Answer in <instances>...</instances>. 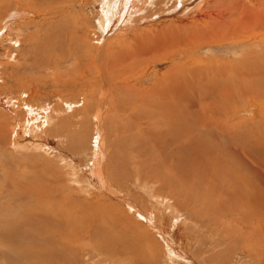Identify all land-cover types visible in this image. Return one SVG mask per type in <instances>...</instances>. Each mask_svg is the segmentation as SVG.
I'll return each instance as SVG.
<instances>
[{"label": "rangeland", "instance_id": "obj_1", "mask_svg": "<svg viewBox=\"0 0 264 264\" xmlns=\"http://www.w3.org/2000/svg\"><path fill=\"white\" fill-rule=\"evenodd\" d=\"M117 1L118 7L115 12L110 11L106 6L107 0H0V127L6 129L9 134V140L4 144L0 143V183H3L4 190L8 191L10 187L6 178L8 170H17L20 174L32 178L34 170L40 169L39 162L56 163L59 166L58 177L63 181V188L74 194L71 197L78 206H84L76 211V215L86 207L91 209L95 203H102L100 207L104 206V209L102 208L99 217L97 215L95 217V228L102 232L99 223L98 227L96 226L97 219L102 221L104 227L106 226L103 232L109 237V245L113 247L108 256L106 248L94 242L96 239L93 232L89 233L91 234L89 241L85 236L83 238L77 233H69V236H64L63 240L64 243L65 240L69 243L73 239V247L71 243L61 246L55 243V248L52 250L53 242H48L47 238L49 234L54 233V230L45 229V226L40 228V221L48 220L49 216L46 214L52 216L44 208V202L26 193L19 199L21 205L17 204L16 200L11 203L10 210L5 212L3 209L8 204L9 195L4 194L0 195V214H2L0 216H3L0 219V228L4 232L9 230L12 246L8 249L5 240L2 239L0 264H37V259L31 258V255L45 256L46 251L48 253L56 251L53 264H78V262L85 264L92 260L101 261L110 257L115 264H137L134 254L123 255L121 252L122 242L126 243L128 237L127 229L132 237L138 234L139 239L150 235L151 238L139 244L142 254L144 250H150L148 247L151 244L154 247L153 253L152 250L149 251L148 264H218L212 259V255L218 252L219 248L229 246L226 235L230 233L224 228L229 231L226 226L229 223L233 225L232 218L218 220L214 216H207L202 213L200 205L184 202V199L177 197L171 189L165 190L160 177L154 176L148 168L146 172L144 167L146 155H140L125 146L129 138L128 134L135 129L127 125L128 122L130 124L140 121L136 114L137 102L148 97L155 100V94L150 90L166 76L169 70H181L179 67L182 66L202 67V69H205L204 66H218L233 72L231 70H238L239 67L251 70L256 77L254 82H246L245 77H236L234 74L235 78L225 76L226 79L215 81L214 84L209 83L210 93L215 89L216 94H209L208 100L203 101L200 98L202 104L206 103L204 108L196 89H199L198 83L188 84L184 90L181 88L185 101L190 100L191 103H187L191 105L190 108L187 105V122L189 120L188 124L191 125L195 122V128L206 130L207 127L204 128L200 122L205 115L217 118L211 116L214 111L224 114L229 112L234 120L232 126L236 125L237 130L241 127L239 131L243 133L253 131L256 136L264 135V131H260L264 127V123H261L264 120V71L261 70V59L264 58V35H258L257 32L244 33V27L248 22L260 12H264V0ZM242 18H247V24L235 26L236 21ZM102 20L117 21L113 30L109 32L108 29L106 31L102 28ZM231 22L233 28L230 29L228 24ZM219 25H223L227 33L215 32L214 35V26L217 28ZM61 26L65 29L62 37L63 45H67L69 49L66 48V51L60 49L59 53L52 55L37 53L35 51L37 44L50 32L60 30ZM191 27L210 29L213 34L210 37L215 36V39L206 37L182 50L167 51L161 47L159 51H152L142 58L143 62L139 63L140 66L137 67L136 64L131 71L127 69L120 79L114 78L106 66L104 68L109 84L106 82L99 67L126 47L130 50L135 39L144 34L155 36L153 44L155 46L172 39L171 35L182 34V38L187 36ZM231 34L239 38L227 39L226 36L229 37ZM82 51L86 52V57H81V54H84ZM164 51H167L166 56L161 54ZM133 59L126 58L123 60L126 65H116V67L126 68L129 64H134ZM252 60L256 64L245 63ZM121 86L122 89L118 91L117 88ZM126 93L130 94L126 95ZM118 105H121L124 111ZM197 106L202 108V111ZM201 112L203 117L199 114ZM194 117H200L198 118L200 121H190L195 120ZM151 126L156 131L163 128L162 123L156 120H151ZM167 128L175 130L171 126ZM213 132H215L213 138H217L216 142L219 140L217 144L220 140L228 142L229 135L218 136V133L226 132L224 126L214 128ZM12 135H16V143L26 135L27 142L33 145L32 148L30 145V150L26 149L22 152L14 149L15 146L10 139ZM122 139L128 168H121L117 161L122 149V145L119 146L122 142H119ZM207 139L208 137L204 136L202 141L206 142ZM262 142L250 136L241 146V151L251 157L254 162L253 167L256 164L261 167L258 171L264 176ZM163 147L161 143L155 145L157 155ZM183 147L186 149L185 146ZM168 149L171 153L175 151L185 157L190 154L183 151L180 142L169 144ZM97 157L101 162L96 163ZM40 159L41 161H38ZM147 162L152 166L155 164L151 159H147ZM97 170L103 172L102 175L111 183L112 193L99 190L100 179L96 177ZM142 175L145 178H142ZM26 205L34 206L33 211H28V215H33L31 221L34 223L23 228L20 225L24 221L22 218H25V221L29 219L25 216L21 217ZM125 213L126 219L120 217ZM49 219L51 221L50 217ZM122 220L124 222L127 220L126 227ZM217 221L219 225L216 224ZM19 226L23 229L15 231ZM219 226L223 227L225 237L222 247H218V240L221 233L223 234ZM123 228L125 233L122 232ZM24 229H27L29 243L22 253L21 249H18L22 248L18 247V240L21 241L20 237L25 232ZM213 237L217 239L214 240ZM118 240L121 242L119 243ZM131 250L138 252L135 246ZM237 252L243 254V251ZM141 256L138 261L141 260ZM73 257H76L75 261ZM238 257L236 259L234 255L231 256L225 264H233L235 259V264L239 263L243 256ZM249 264H259V261L255 260Z\"/></svg>", "mask_w": 264, "mask_h": 264}, {"label": "bare ground", "instance_id": "obj_2", "mask_svg": "<svg viewBox=\"0 0 264 264\" xmlns=\"http://www.w3.org/2000/svg\"><path fill=\"white\" fill-rule=\"evenodd\" d=\"M106 6L110 9V11H115V12H116V7H118L115 0H107ZM120 15L123 16V14H120ZM247 16L249 17V15ZM116 21L117 20L115 21L102 20L101 22L102 28L105 29L106 31L108 29V31L110 32L115 27ZM246 24H247V18L246 19L242 18L241 20L236 21L235 26L239 27V26H244ZM228 26L230 29L233 28L232 22L228 24ZM244 28H245V31H244L245 34L247 33L255 34L257 32L258 35L260 34L264 35V12H260L258 16H254L253 19L250 20L247 26H245ZM213 31L215 35L216 34L215 32L224 33L227 31V29H225L223 25H219V27L217 28L216 26H214ZM64 32H65V29L62 26L60 27V30L58 29L56 31L50 32L49 34H47V36L44 37V40L42 42L37 44L35 51L39 54L43 52V54L48 53L50 55L59 53L60 49L66 51V48L69 49V47L67 45L65 46L63 45L64 42H63L62 37L64 35ZM233 34H231V36L229 35V37H227L228 36L227 35L226 38L227 39L239 38L235 35L233 36ZM212 35L213 34H212V31H210V29L203 30L202 28H199V27L198 28L191 27V30L189 31L187 36L184 35L185 37L182 38L181 37L182 34L181 35L180 34L171 35L172 39L163 41L162 43L154 46L153 44H154L155 36L144 34L141 37L135 39V42H133L134 44L132 43L133 46L130 47V50L129 48L126 47L125 50L114 54L111 60L109 59L107 62L105 60L106 63H103L104 65L102 67H99L96 63L95 64L97 67H99L102 75L105 76L106 82L109 84L108 75L105 73V68H104L106 66L108 67L109 71L113 74L114 78L120 79V77L124 75L127 69H130L131 71L134 65L137 64V67L140 66L139 63L143 62L141 61V59L144 58L147 54H149L152 51L154 52L156 50L159 51L161 47H163V49L167 51L177 50V49L182 50L184 47L193 46L194 42L199 41V40H204L206 37H209L210 39L212 38L215 39V36L210 37ZM83 44L84 43H82V45ZM110 50L111 49H109V51ZM167 51H164L161 54H164L166 56ZM82 52L84 53V51ZM37 53L35 54L37 55ZM86 56H87L86 52L84 54H81V57H86ZM99 57L101 59V55ZM126 58H134L133 59L134 64H129L128 66H126V68L125 66H122L124 68H121V69L117 68L116 65H120V66L123 64L126 65L125 62H123V60H126ZM263 59H261V65H262L261 70L264 71ZM254 60L245 61V63L247 64V62H254ZM253 64H256V62H254ZM204 67L205 69H202V67L201 68H191L190 66H182V67H179L182 71L179 69L169 70L168 73L165 74L166 76L161 81H159L156 85H154L152 89L150 90L155 94V100L152 99V97L151 98L148 97L143 100L141 99L140 102H137L136 114L138 118L140 119V121L130 123V124L128 122L127 126L129 128L132 127L135 129L133 132H130V134H128L127 137L129 138L127 139V143L125 144V146L127 145L128 148L137 151L140 155H146V157L144 156L145 157L144 167L146 168V172L148 168L149 171L152 172L154 176L160 177L162 179V187L165 190L171 189V191L177 197H180V199L182 198L181 200L184 199L183 200L184 202L195 204V205H200V209L202 213L203 214L205 213L207 216L209 215L214 216L218 220H222L223 218L225 219L232 218L233 225H230L229 223V225L226 226L228 227L229 231H227V229L224 228L226 232L230 233L226 235L228 237L227 242L229 246L219 248V249L217 248L218 252L215 253L216 257L214 254L212 255V259L216 260L218 264H225V262L228 261V259L231 256L234 255V257L237 259V256L240 257L242 255L243 258H241V261L236 264H249V263L255 262V260H258L259 264H264V176L262 173L258 171V169L260 170L261 167L258 164L255 165L256 168L253 167L254 162L252 161L251 157L248 154L242 153L241 151V146L248 141L250 136H254L257 139H260V141H263L262 145H264V135L256 136L253 131L249 133H243L242 131H239L241 130V127H238L239 130H237L235 128L236 125L232 126V124L234 123V120L230 117L229 112L224 114V113H219V112L214 111V114L211 116H216L217 118L215 117L210 118L208 115L204 114L205 116L203 120L201 119L202 121L198 119L200 117H194L195 120L191 119L190 121L193 120V121L198 122L199 120L204 128L207 127L206 130L203 128L202 129L195 128L194 127L195 122L194 123L192 122L193 125L188 124L189 120L187 122V119H188L187 118L188 117L187 105L189 106V104L187 103H190L189 102L190 100L188 102L185 101L184 95L182 94V90H181V88L184 90L186 85L188 84L194 85L195 83H198L199 89L196 87L195 88L199 92L198 93L199 101H200V98H202V100L204 101L205 99L206 100L210 99L209 94L211 93L216 94L215 89H213L211 93L209 91V83L211 82L212 84H214L215 81L230 78L231 76L233 78H235V76L236 77L243 76L245 77V81L246 82L249 81L250 83L256 77L254 73L251 72V70L244 69V68L240 69L239 67L237 68L238 70H231L233 72L223 70L222 68L218 66L217 67L204 66ZM225 76L227 77L225 78ZM212 79L213 81H210ZM205 82L208 87L206 86ZM188 88H190V86ZM120 89H122V86L117 88L118 91ZM128 94L126 93V95ZM152 96L154 98V95ZM116 97L118 96L116 95ZM116 100H120V99H116ZM122 101L123 99L121 100V102ZM203 101H200L201 104ZM192 105H194V103ZM202 105L204 108L206 106V103L204 102ZM120 106L118 105V107ZM121 109H123L124 111L123 107ZM194 110H198V109H194ZM189 114H190V111H189ZM199 114L202 115V112ZM151 120H156L159 123H162L163 128L159 131L152 129L153 127L151 126ZM261 123H264V120H262ZM169 126L174 128L175 130L167 128ZM219 126L220 127L224 126L226 132L220 133V134L218 133V136L219 135L221 136L229 135L230 138L227 139L228 142L227 141L223 142L220 140L219 144H217L219 140L216 142L217 138L216 139H214L215 137L213 138L214 136L213 134L215 133L213 132L214 128L219 127ZM5 130L3 129V127H0V143L2 144L6 143L7 140H9L8 139L9 134ZM219 130H222V129L219 128ZM262 130L264 131V127L260 129V131ZM173 132H176V133H173ZM204 136L208 137L206 142L202 141ZM124 137H126V135ZM10 139H12L13 146H15L14 149L20 150L21 152L26 151V149H29L30 145H31V148L33 146L31 142H27L26 135H23L21 139L18 140L17 143H16L17 141L16 135H12ZM173 142L175 143L180 142V147L183 149V151L186 152L187 154L190 153L188 154V157H185L183 154L179 155L175 151L174 153L176 154L171 153L168 149V145L172 144ZM119 143H121L119 144V146L122 145V149L120 150L119 157L117 159L118 164L120 165L121 168L122 167L128 168L127 162H126L127 155L125 154L126 149L123 146V139L120 140ZM158 143H161L164 146L161 152L159 153V155H157L158 153L155 150V145ZM183 146H185L186 149ZM147 159H151L155 164L153 166L148 164L149 161L147 162ZM96 160H97L96 163L101 162L99 161L98 157ZM38 161H41V159ZM110 165H112V163H110ZM38 167L40 169L34 170L32 174V178L27 176L26 174H20L17 170H10V171L8 170V174L6 176V178L9 180V181L7 180V182H9V186H10L8 188V191L4 190L5 185L3 183H0V195H4V194L9 195V199L7 200L8 204L4 206L3 211L5 212L9 211L11 208V203L13 204V202L16 200H17V204L21 205L19 199H21L23 196H25L26 193H28L29 195L35 196L38 200L43 201L44 204L41 203V205L43 204L44 208H46V210H48L52 214V216L49 213L46 214V216H49L51 218V221L49 217L47 218L48 220L45 219L47 221L43 220L41 222L39 220L40 228L45 226L46 227L45 229L54 230V233L49 234L47 238V240H49L48 242H51V241L53 242V247H51V249L55 248L54 247L55 243L56 244L58 243L57 244L58 246L59 245L61 246V244L69 245V243H71L72 245L71 247H73V243H74L73 239L69 243L67 242L68 240L67 241L65 240V243L63 240L64 236H67L69 233H72V234L77 233L80 237H83V238L86 237L88 240V238L89 239L91 238L90 237L91 234L89 235V233L93 232L94 238L96 239L94 242L99 244L101 247L106 248L107 251L110 250L111 246L109 245L110 244L109 237H107L103 232L105 231L106 226L104 227V224L101 223L102 221L97 219L96 226L99 223V227L101 228V230H103L102 231L103 233L99 229L95 228V221H96L95 217L97 216L99 217L100 212L102 211V208L104 209V206L100 207L102 203L101 202L95 203L91 209L86 207L84 211L81 210L82 212L80 211L78 212L79 215H76V211L80 208H84V206H78V203H76L75 200L74 201L72 200L73 197H71V195L74 196V194L67 192V190L63 188V181L62 179L58 177V172H59L58 167L59 166L56 163H50V162L43 161V162H39ZM167 168H170L173 171ZM98 169H99V166H98ZM263 171H264V168H263ZM102 174L103 172H100L98 170L96 171V177L100 179V183H99L100 185L98 187L99 190L112 193L113 187L111 183L108 180H106ZM142 178H145V177H143L142 175ZM75 196H78V195H75ZM106 205H108V202H106ZM33 207L34 206L32 205H26L25 210L22 211L21 217L25 216L30 219V220L28 219V221H25V218H22V220L24 221L22 222L20 221L21 222L20 225L23 228L26 226H30L34 223V222L32 223L31 221V218L33 217V215H28V211H33L34 209ZM198 213L199 212H197V214ZM2 217L3 216H0V219H2ZM36 218L38 217L36 216ZM122 223L125 226V223L123 220H122ZM216 224H218V221ZM23 228H20L19 226L17 229H15V231L22 230ZM219 228L222 229L223 227L219 226ZM63 229H66V230L63 231ZM26 230L25 232H23L22 236L20 237L21 241L18 240L19 238L17 239L18 244H19L18 247H22L18 249H21L22 253L24 252V249L29 243V239H27L28 237L26 235L27 233ZM122 232L125 233L124 228L122 229ZM11 237L12 236L9 234V230L4 232L0 228V242L2 241V239L5 240L6 242L5 246L8 249H10L12 246ZM215 238L217 239V237ZM74 239H75V236H74ZM223 239H225L224 231H223V234L221 233L220 239L218 240V247L223 246L224 244ZM118 242L120 243L121 241L118 240ZM168 245L170 244L168 243ZM148 248L152 250V253H153L154 247L149 246ZM27 250L29 249L27 248ZM150 250L148 249L144 250L143 253L149 254ZM74 251L76 252V250ZM237 251H243V254H238ZM69 252H72V251H69ZM175 252H177L178 255H180V253L176 250V248H175ZM55 257H56V251L49 252V253L46 251L45 256L43 254H38L36 256L31 255V258L37 259L36 261L37 264H53L54 263L53 259ZM236 259L233 262V264H235Z\"/></svg>", "mask_w": 264, "mask_h": 264}, {"label": "crops", "instance_id": "obj_3", "mask_svg": "<svg viewBox=\"0 0 264 264\" xmlns=\"http://www.w3.org/2000/svg\"><path fill=\"white\" fill-rule=\"evenodd\" d=\"M115 2L117 3V5H118V1L117 0H115ZM27 131H29V129H27ZM13 163H14V158H13ZM94 206V205H93ZM120 210V209H119ZM117 215H119V213L117 214ZM125 215H126V213L125 214H123L122 216H120V217H123V218H125L126 219V217H125ZM128 220V219H127ZM127 220H125V222L127 221ZM124 222V223H125ZM140 233V232H139ZM126 234H127V236L128 237H126V243H124V241H123V244L121 245V247H122V249H121V252H122V254L124 255V254H126V253H132V254H134L135 255V257H136V259H137V264H144V263H149V254H147V253H143L142 254V250L140 249V247H139V244H141V243H144V241L145 240H147V239H149V238H151L150 237V235H146L145 237L143 236V237H141V239H139L138 237H140L138 234L137 235H135V237H132L131 236V234L128 232V229H127V231H126ZM62 245V244H61ZM133 246H135V248L136 249H138V252L137 251H133V250H131V248L133 247ZM150 246H152L153 247V245L151 244ZM77 247H79V245L77 246ZM112 249H113V247L110 249V250H108L107 251V249H106V251L108 252V256H110L109 255V253L112 251ZM105 250V249H104ZM114 253H115V251H114ZM142 255V256H141ZM141 256V260L140 261H138V258ZM74 259H73V261H75L76 260V257H73ZM146 259H147V261H146ZM72 262V261H71ZM115 261H111V257L109 258V259H104V260H101V261H99V260H92L91 262H89V263H85V264H115L114 263ZM78 264H80L79 262H78Z\"/></svg>", "mask_w": 264, "mask_h": 264}]
</instances>
